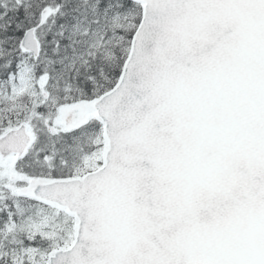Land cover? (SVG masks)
Listing matches in <instances>:
<instances>
[{
	"label": "snow or ice",
	"instance_id": "obj_1",
	"mask_svg": "<svg viewBox=\"0 0 264 264\" xmlns=\"http://www.w3.org/2000/svg\"><path fill=\"white\" fill-rule=\"evenodd\" d=\"M0 264H264V0H0Z\"/></svg>",
	"mask_w": 264,
	"mask_h": 264
}]
</instances>
